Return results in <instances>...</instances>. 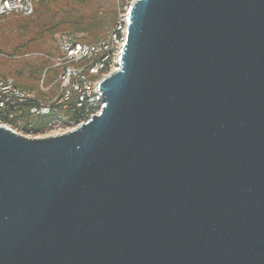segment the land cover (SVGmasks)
I'll list each match as a JSON object with an SVG mask.
<instances>
[{"label":"water","instance_id":"water-1","mask_svg":"<svg viewBox=\"0 0 264 264\" xmlns=\"http://www.w3.org/2000/svg\"><path fill=\"white\" fill-rule=\"evenodd\" d=\"M98 90L0 125V264H264V0H135Z\"/></svg>","mask_w":264,"mask_h":264},{"label":"built area","instance_id":"built-area-1","mask_svg":"<svg viewBox=\"0 0 264 264\" xmlns=\"http://www.w3.org/2000/svg\"><path fill=\"white\" fill-rule=\"evenodd\" d=\"M40 1L0 0V23L31 16ZM134 1L120 0L113 24L98 40L85 42L67 34L58 41L56 55L39 54L50 61L49 67L58 69L49 85L40 82L39 91L17 86L11 76L0 77V125L39 138L73 130L99 114L104 101L98 84L118 68ZM37 124L43 128L33 133Z\"/></svg>","mask_w":264,"mask_h":264},{"label":"trees","instance_id":"trees-1","mask_svg":"<svg viewBox=\"0 0 264 264\" xmlns=\"http://www.w3.org/2000/svg\"><path fill=\"white\" fill-rule=\"evenodd\" d=\"M120 0H42L29 17H10L0 23V77L11 76L19 87L39 91V84L49 85L58 69L49 60L27 54L56 51L55 34H80L81 41L103 37L113 24ZM20 58L18 63L17 59ZM26 58H36L34 60ZM35 125L33 133L41 131Z\"/></svg>","mask_w":264,"mask_h":264},{"label":"rangeland","instance_id":"rangeland-1","mask_svg":"<svg viewBox=\"0 0 264 264\" xmlns=\"http://www.w3.org/2000/svg\"><path fill=\"white\" fill-rule=\"evenodd\" d=\"M65 35H67L66 33H59V34H55L54 35V38L56 39V51H55V54H54V50H52L50 53H48V54H51V55H56L57 54V44H58V41L63 37V36H65ZM75 36H77V37H80V36H82V35H80V34H75ZM27 57L28 56H41V55H39V54H37V53H33V54H28V55H26ZM26 59H31V60H34V59H36V58H26ZM45 59H47V58H45ZM17 61H18V63L20 62V58H18L17 59ZM49 63H50V61H49ZM39 90V89H38Z\"/></svg>","mask_w":264,"mask_h":264}]
</instances>
